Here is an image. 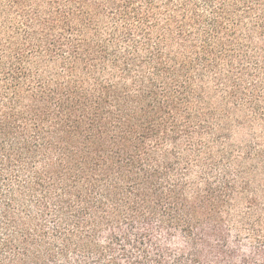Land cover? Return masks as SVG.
Listing matches in <instances>:
<instances>
[{"label": "trees", "instance_id": "1", "mask_svg": "<svg viewBox=\"0 0 264 264\" xmlns=\"http://www.w3.org/2000/svg\"><path fill=\"white\" fill-rule=\"evenodd\" d=\"M0 264H264V0H0Z\"/></svg>", "mask_w": 264, "mask_h": 264}, {"label": "rangeland", "instance_id": "2", "mask_svg": "<svg viewBox=\"0 0 264 264\" xmlns=\"http://www.w3.org/2000/svg\"><path fill=\"white\" fill-rule=\"evenodd\" d=\"M232 248V246H230ZM246 252V251H245ZM240 253V252H239Z\"/></svg>", "mask_w": 264, "mask_h": 264}]
</instances>
